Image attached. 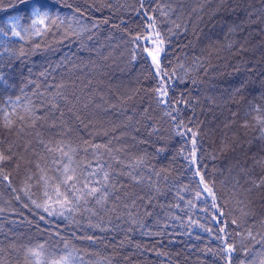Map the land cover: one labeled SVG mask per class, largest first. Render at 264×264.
Here are the masks:
<instances>
[{"label": "trees", "instance_id": "1", "mask_svg": "<svg viewBox=\"0 0 264 264\" xmlns=\"http://www.w3.org/2000/svg\"><path fill=\"white\" fill-rule=\"evenodd\" d=\"M11 2L0 150L19 159L0 177V264H225L226 245L230 264H264V0H52L35 28L14 26ZM40 139L104 163L106 199L68 211L46 198Z\"/></svg>", "mask_w": 264, "mask_h": 264}, {"label": "snow or ice", "instance_id": "2", "mask_svg": "<svg viewBox=\"0 0 264 264\" xmlns=\"http://www.w3.org/2000/svg\"><path fill=\"white\" fill-rule=\"evenodd\" d=\"M55 6L56 5L52 3V0H12L11 8L13 12V20L15 22L14 26L19 27L20 20L31 21L33 28H35L37 24H44L45 20L50 17V10ZM13 34L16 36L20 35L19 32H14ZM151 43L155 45L156 41L152 40ZM144 51L146 55L151 58V63L155 66L154 72L159 74L160 48L155 47L150 49L145 47ZM166 76L167 73H164V77ZM164 77H160L161 89H163ZM157 95L158 97H163L166 95V92L158 90ZM160 102L163 103L165 101L160 100ZM256 111H259V109H256ZM5 120L6 123H10L7 117H5ZM257 120L259 122V118H257ZM261 131L264 132V128H262ZM192 144L193 146L196 144L195 133H192ZM39 145L46 154H49L52 157L49 162L51 167L48 169V171L52 172L51 177L47 176L44 167L38 163L34 164V167L37 169V182H43L45 185L51 182L53 185L51 195H49L48 191H45L44 196L46 198H54L55 203L59 204L61 207L67 208L68 211H72L80 201L87 204L89 198L94 200L97 204L102 203L106 199L110 187L108 183L110 173L106 171V165L104 163H101L99 160L95 161L94 164L93 162L87 164L77 163V161L73 159L75 151L71 149L70 145L63 144L62 142H56L53 140L45 143L43 139H40ZM92 147L98 150L100 146L92 145ZM70 152L72 155H70ZM18 159L19 157L16 156V153L12 148L0 150V177L9 181V175L5 173L3 169L16 164ZM190 159L192 166L196 168L197 174H199V167L196 165L195 159V147H193ZM98 176L100 179H97ZM29 179H32V177H29ZM200 182L204 184L203 176H200ZM204 191L209 195H213L212 189L209 188L207 184H204ZM213 206L215 207V204H213ZM37 207H42V205H37ZM44 210L49 211L47 207H45ZM38 247L41 251L43 250V245ZM41 251H33L31 254L34 257H39ZM224 251L226 257L225 264H230V257L233 249L231 246L226 245ZM47 264H68V258L62 257L59 260L53 259L48 261Z\"/></svg>", "mask_w": 264, "mask_h": 264}, {"label": "rangeland", "instance_id": "3", "mask_svg": "<svg viewBox=\"0 0 264 264\" xmlns=\"http://www.w3.org/2000/svg\"><path fill=\"white\" fill-rule=\"evenodd\" d=\"M155 47H159L160 48V53H161V46H160V44L157 41H156V44L153 45L152 48H150V49H153ZM159 57H160V55H159ZM134 80H135V85H137L138 84L137 82H138L139 79L135 78Z\"/></svg>", "mask_w": 264, "mask_h": 264}, {"label": "bare ground", "instance_id": "4", "mask_svg": "<svg viewBox=\"0 0 264 264\" xmlns=\"http://www.w3.org/2000/svg\"><path fill=\"white\" fill-rule=\"evenodd\" d=\"M123 79H124V78H123ZM118 83H119V84H125V83H124V80H121V81H119Z\"/></svg>", "mask_w": 264, "mask_h": 264}]
</instances>
